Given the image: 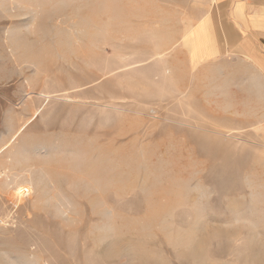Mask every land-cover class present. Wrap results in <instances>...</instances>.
I'll return each mask as SVG.
<instances>
[{"label":"rangeland","instance_id":"obj_1","mask_svg":"<svg viewBox=\"0 0 264 264\" xmlns=\"http://www.w3.org/2000/svg\"><path fill=\"white\" fill-rule=\"evenodd\" d=\"M237 7L264 20V0H0V264H264Z\"/></svg>","mask_w":264,"mask_h":264},{"label":"crops","instance_id":"obj_2","mask_svg":"<svg viewBox=\"0 0 264 264\" xmlns=\"http://www.w3.org/2000/svg\"><path fill=\"white\" fill-rule=\"evenodd\" d=\"M238 20H229L226 24L228 50L243 52L257 72L260 81L254 83L256 89L264 93V20L251 17L247 20L241 9H236ZM214 23V20H213Z\"/></svg>","mask_w":264,"mask_h":264},{"label":"bare ground","instance_id":"obj_3","mask_svg":"<svg viewBox=\"0 0 264 264\" xmlns=\"http://www.w3.org/2000/svg\"><path fill=\"white\" fill-rule=\"evenodd\" d=\"M111 2H112V1H111ZM5 175H6V171L0 173V180H1L2 178H4ZM37 259H38V258H37Z\"/></svg>","mask_w":264,"mask_h":264}]
</instances>
